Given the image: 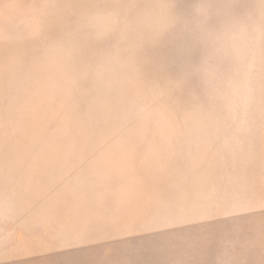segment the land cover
Wrapping results in <instances>:
<instances>
[{"label":"rangeland","instance_id":"374dc122","mask_svg":"<svg viewBox=\"0 0 264 264\" xmlns=\"http://www.w3.org/2000/svg\"><path fill=\"white\" fill-rule=\"evenodd\" d=\"M0 264H264V0H0Z\"/></svg>","mask_w":264,"mask_h":264}]
</instances>
